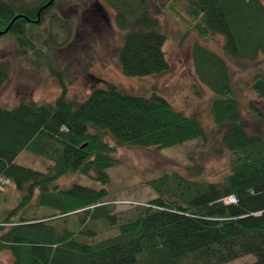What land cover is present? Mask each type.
<instances>
[{"label": "trees", "instance_id": "1", "mask_svg": "<svg viewBox=\"0 0 264 264\" xmlns=\"http://www.w3.org/2000/svg\"><path fill=\"white\" fill-rule=\"evenodd\" d=\"M49 1L0 0V31L8 27L0 36L36 54L30 33L56 2L42 9ZM102 1L115 12L116 26L128 31L118 50L127 77L159 75L169 68L159 5L171 11L170 4L182 2L202 41L222 37L219 51L195 43L191 58L196 80L214 95L209 109L214 125L224 129L228 172L216 182L175 174L148 181L156 197L117 219L104 188L107 169L117 164V147L162 150L205 141L207 132L197 114L185 116L162 97L128 95L111 83L83 101L69 100L64 79L53 74L60 88L53 103L21 98L11 109L0 106V180L20 194L0 222V252H8L12 264H224L246 255L254 258L249 264H264V139L246 128L233 79L235 70L252 67L251 89L264 98V74L257 69L264 60V3ZM6 78L7 67L0 64V87ZM248 106L257 115L253 103ZM23 150L47 160L46 170L16 164ZM68 174L89 176L100 188L74 184L62 190L56 182ZM230 196L234 203H226ZM30 204L31 216H17ZM96 222L115 227V233L98 237Z\"/></svg>", "mask_w": 264, "mask_h": 264}, {"label": "rangeland", "instance_id": "2", "mask_svg": "<svg viewBox=\"0 0 264 264\" xmlns=\"http://www.w3.org/2000/svg\"><path fill=\"white\" fill-rule=\"evenodd\" d=\"M152 1L158 4L160 0ZM170 6L173 7L171 11L158 6V20L166 38L163 52L169 65L168 70L159 75H123L118 50L128 31L116 26L115 12L102 0H56L42 24L30 33L38 51L36 54L40 56L33 50L20 47L14 38L0 36V64L7 67V78L0 87V106L4 108H13L21 98L53 103L60 93L53 76L57 73L67 84L69 100L83 101L93 89L111 83L128 95L149 97L155 94L162 97L185 116L198 115L207 132L205 141L197 139L162 150L134 146L116 148L113 157L117 164L107 169L109 181L104 188L109 192L106 201L114 206L113 214L117 219L123 218L132 207L145 205L156 197L154 190L147 185L148 181L175 174L186 180L216 182L229 169V155L221 142L224 129L214 125L209 109L214 95L196 80L191 58L195 43L219 51L222 37L213 36L202 41L191 29L184 4L176 2L175 7ZM257 69L264 74L263 59ZM254 71L252 67L248 71L235 70L233 79L240 89L238 99L246 128L251 132L258 131L264 139V98H259L251 89ZM249 101L256 107L257 115L249 108ZM14 162L41 172L49 164L24 150ZM56 184L62 190H68L74 184L100 188L99 183L89 176L78 174L62 176ZM19 197L11 182L1 185L0 222ZM32 204L18 210L17 216L24 213L31 216L34 212ZM69 220L75 222V219ZM96 227L98 237L115 233V227L101 222H96ZM253 261L251 255H246L224 264ZM0 264H12L8 252H0Z\"/></svg>", "mask_w": 264, "mask_h": 264}, {"label": "built area", "instance_id": "3", "mask_svg": "<svg viewBox=\"0 0 264 264\" xmlns=\"http://www.w3.org/2000/svg\"><path fill=\"white\" fill-rule=\"evenodd\" d=\"M7 180H4V179H1L0 180V187L1 185H3ZM228 200V203H234L235 202V198L230 196V197H227L225 201Z\"/></svg>", "mask_w": 264, "mask_h": 264}, {"label": "water", "instance_id": "4", "mask_svg": "<svg viewBox=\"0 0 264 264\" xmlns=\"http://www.w3.org/2000/svg\"><path fill=\"white\" fill-rule=\"evenodd\" d=\"M53 2V0H50L45 6L42 7V9L46 8L47 6H49L51 3ZM41 9V10H42ZM15 20V18L11 21V23ZM8 29V27H7ZM7 29L3 30V31H0V34H5Z\"/></svg>", "mask_w": 264, "mask_h": 264}]
</instances>
